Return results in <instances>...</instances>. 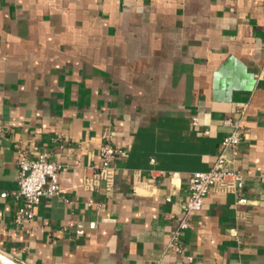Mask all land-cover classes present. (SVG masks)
<instances>
[{
	"label": "crops",
	"instance_id": "crops-1",
	"mask_svg": "<svg viewBox=\"0 0 264 264\" xmlns=\"http://www.w3.org/2000/svg\"><path fill=\"white\" fill-rule=\"evenodd\" d=\"M263 70L264 0H0V250L24 264H264ZM243 107L247 203L211 189L184 251L169 248L190 177ZM108 142L112 180L89 190ZM41 154L66 166L61 192L20 227L18 160Z\"/></svg>",
	"mask_w": 264,
	"mask_h": 264
},
{
	"label": "built area",
	"instance_id": "built-area-1",
	"mask_svg": "<svg viewBox=\"0 0 264 264\" xmlns=\"http://www.w3.org/2000/svg\"><path fill=\"white\" fill-rule=\"evenodd\" d=\"M264 76V70L259 77ZM245 107L241 108L239 114L224 120V124L230 131L222 141V149L217 156L214 165L207 171L195 172L189 179V198L183 208L177 223V230L169 248L178 252L184 249L177 245V238L182 230L189 228L192 217L200 212L204 206L205 198L211 189H217L224 193H234L238 196V202L247 203L244 196L246 185V174L234 166V156L244 139ZM193 123L198 124V118H193ZM101 161L98 164L85 167L84 185L89 190L99 188L104 180H112V163L121 153L111 143H105L100 148ZM18 190L16 197L21 201L14 221L17 226L23 227L31 223L36 216V206L41 202L44 195L58 196L61 188L59 183L60 172L66 167L64 164L49 160L47 155L41 154L36 158L22 156L18 160ZM178 172H173L172 177H177ZM259 182L264 187V172L258 176ZM92 202L90 201V204Z\"/></svg>",
	"mask_w": 264,
	"mask_h": 264
},
{
	"label": "water",
	"instance_id": "water-1",
	"mask_svg": "<svg viewBox=\"0 0 264 264\" xmlns=\"http://www.w3.org/2000/svg\"><path fill=\"white\" fill-rule=\"evenodd\" d=\"M0 264H24V263L19 262L18 260L14 259L9 254L0 250Z\"/></svg>",
	"mask_w": 264,
	"mask_h": 264
}]
</instances>
